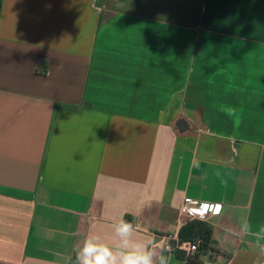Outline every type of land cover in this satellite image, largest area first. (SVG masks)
<instances>
[{"label": "crops", "instance_id": "crops-1", "mask_svg": "<svg viewBox=\"0 0 264 264\" xmlns=\"http://www.w3.org/2000/svg\"><path fill=\"white\" fill-rule=\"evenodd\" d=\"M185 198L214 215L202 264H252L264 0H0V264H75L121 216L164 245Z\"/></svg>", "mask_w": 264, "mask_h": 264}, {"label": "clouds", "instance_id": "clouds-1", "mask_svg": "<svg viewBox=\"0 0 264 264\" xmlns=\"http://www.w3.org/2000/svg\"><path fill=\"white\" fill-rule=\"evenodd\" d=\"M111 226L117 243L110 246L100 235L89 234L82 245L74 248L75 264H171L170 245L138 239L134 222L121 216L114 218ZM233 234L252 237L257 249L252 264H264V226L254 227L247 220H242L239 232Z\"/></svg>", "mask_w": 264, "mask_h": 264}, {"label": "built area", "instance_id": "built-area-1", "mask_svg": "<svg viewBox=\"0 0 264 264\" xmlns=\"http://www.w3.org/2000/svg\"><path fill=\"white\" fill-rule=\"evenodd\" d=\"M210 205L185 198L180 207V220L182 224L187 222H207L214 215L209 214ZM170 245L172 254L181 253L185 259L195 255L199 248V242L182 240L179 235H168L165 244Z\"/></svg>", "mask_w": 264, "mask_h": 264}, {"label": "trees", "instance_id": "trees-1", "mask_svg": "<svg viewBox=\"0 0 264 264\" xmlns=\"http://www.w3.org/2000/svg\"><path fill=\"white\" fill-rule=\"evenodd\" d=\"M182 240L199 242V248L195 255L186 259V264H202L201 256H206L214 252L211 248L212 230L204 226L201 222H190L179 233Z\"/></svg>", "mask_w": 264, "mask_h": 264}]
</instances>
